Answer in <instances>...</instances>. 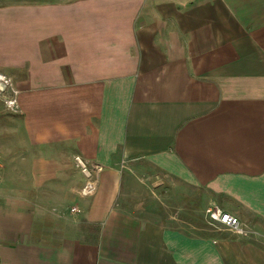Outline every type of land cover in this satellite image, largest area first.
Returning <instances> with one entry per match:
<instances>
[{
	"label": "crops",
	"instance_id": "obj_1",
	"mask_svg": "<svg viewBox=\"0 0 264 264\" xmlns=\"http://www.w3.org/2000/svg\"><path fill=\"white\" fill-rule=\"evenodd\" d=\"M0 78V264H264V0H0Z\"/></svg>",
	"mask_w": 264,
	"mask_h": 264
},
{
	"label": "built area",
	"instance_id": "obj_2",
	"mask_svg": "<svg viewBox=\"0 0 264 264\" xmlns=\"http://www.w3.org/2000/svg\"><path fill=\"white\" fill-rule=\"evenodd\" d=\"M6 81V79L2 78L3 84L0 87V90L4 88L3 85ZM5 104L11 108L16 106L14 100L12 99H5ZM73 158L75 166L78 167L84 175V182L79 189V193L83 196L92 195L97 188L96 175L92 172L86 161L80 155H75ZM72 210L77 211L78 209L73 207ZM205 213L211 221L221 223L236 233L245 234L238 217L223 211L216 204L210 203L205 209Z\"/></svg>",
	"mask_w": 264,
	"mask_h": 264
},
{
	"label": "rangeland",
	"instance_id": "obj_3",
	"mask_svg": "<svg viewBox=\"0 0 264 264\" xmlns=\"http://www.w3.org/2000/svg\"><path fill=\"white\" fill-rule=\"evenodd\" d=\"M6 82L3 86H5ZM1 91V90H0ZM178 189L170 185L167 181H164L160 186L155 190V194H151L153 199H155L164 210V214H173L176 216L183 217V211L188 207V204H192L193 208H196L200 203V198L198 194L192 193L191 198L187 197L188 194L184 193L183 189L181 192H177ZM187 195V199L185 198ZM166 210V211H165Z\"/></svg>",
	"mask_w": 264,
	"mask_h": 264
},
{
	"label": "bare ground",
	"instance_id": "obj_4",
	"mask_svg": "<svg viewBox=\"0 0 264 264\" xmlns=\"http://www.w3.org/2000/svg\"><path fill=\"white\" fill-rule=\"evenodd\" d=\"M0 79H1V78H0ZM1 80H2V79H1ZM1 86H2V84H1ZM1 86H0V87H1Z\"/></svg>",
	"mask_w": 264,
	"mask_h": 264
}]
</instances>
